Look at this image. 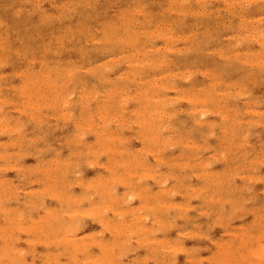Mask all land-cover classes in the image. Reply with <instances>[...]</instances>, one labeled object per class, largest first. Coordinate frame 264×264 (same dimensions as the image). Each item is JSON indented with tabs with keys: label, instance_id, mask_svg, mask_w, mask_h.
<instances>
[{
	"label": "bare ground",
	"instance_id": "6f19581e",
	"mask_svg": "<svg viewBox=\"0 0 264 264\" xmlns=\"http://www.w3.org/2000/svg\"><path fill=\"white\" fill-rule=\"evenodd\" d=\"M258 83L264 0H0V264H264Z\"/></svg>",
	"mask_w": 264,
	"mask_h": 264
},
{
	"label": "rangeland",
	"instance_id": "374dc122",
	"mask_svg": "<svg viewBox=\"0 0 264 264\" xmlns=\"http://www.w3.org/2000/svg\"><path fill=\"white\" fill-rule=\"evenodd\" d=\"M195 42H196V44H200V40L198 38L196 39ZM184 60L185 59L183 58L182 61H184ZM196 64H197V68L203 69L204 63H200V62L197 61ZM223 75L226 76V75H228V73L224 71ZM253 87H254V90H253L254 94L263 95V93H264V83H258L256 85H254ZM263 103H264V100H263Z\"/></svg>",
	"mask_w": 264,
	"mask_h": 264
}]
</instances>
